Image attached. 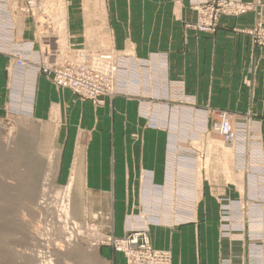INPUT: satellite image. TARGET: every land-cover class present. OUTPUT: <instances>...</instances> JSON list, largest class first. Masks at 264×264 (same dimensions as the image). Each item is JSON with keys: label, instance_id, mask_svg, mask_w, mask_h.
<instances>
[{"label": "rangeland", "instance_id": "1", "mask_svg": "<svg viewBox=\"0 0 264 264\" xmlns=\"http://www.w3.org/2000/svg\"><path fill=\"white\" fill-rule=\"evenodd\" d=\"M0 2V55L7 59L10 114L0 120V264H173L171 252L153 246L149 236L150 226L165 220L166 211L157 197H151L152 205L127 213L119 235L110 213L92 210L94 206L87 204L86 196L73 194L80 190L73 189V181L64 178L58 128L30 120L22 104V99L31 97L22 95L18 85L27 81L29 73L42 74L57 90L68 89L79 100L94 105L118 96L145 94L147 99L138 113L145 126L166 123L171 127L168 149L173 163L178 157L179 173L189 170L196 177L199 174L200 188L194 183L191 186V180L181 179L183 175L176 176L180 202L185 189L200 191V205H205L202 215L206 217L209 201L214 200L218 238L236 251L219 259V264H264V152L251 115L233 117L225 109L198 106L194 97L185 93L184 81L170 78L166 51L138 57L127 47L114 48L107 36L76 37L80 39L77 46H69L65 19L58 13H65L64 0ZM188 8L195 17L185 21V28L212 35L222 18L237 19L253 11L254 4L244 0H188ZM16 15L33 23L31 38L16 40ZM5 16L9 22L3 20ZM240 32L264 48V20L258 18ZM62 65L84 73H71L65 85H59L55 70ZM74 80L80 81L81 87L74 88ZM161 110L166 113L161 115L165 122L161 121ZM149 172L140 175L137 189L141 187L143 194L158 193L160 185ZM171 176L174 183L175 174ZM142 199L144 202V196ZM145 199L148 202L147 196ZM175 209L167 211L169 221L184 210ZM164 254L166 259L162 257L160 262L154 257Z\"/></svg>", "mask_w": 264, "mask_h": 264}, {"label": "crops", "instance_id": "2", "mask_svg": "<svg viewBox=\"0 0 264 264\" xmlns=\"http://www.w3.org/2000/svg\"><path fill=\"white\" fill-rule=\"evenodd\" d=\"M244 1L253 3L254 10L237 19L222 18L216 32L207 35L185 28V21L195 17L188 0H64L67 43L77 46L80 39L76 37L107 36L114 48L127 47L138 57L166 51L170 78L182 79L185 93L193 96L198 106L225 109L233 117L251 115L256 120L264 152V48L240 32L258 18L264 20V0ZM16 20V40L31 38L34 25L30 19L18 16ZM6 67L7 59L0 55V120L10 115ZM28 76L18 85L22 95L31 97L22 99L26 106L22 111L44 127L58 128L64 178L80 190L73 194L86 196L92 210L110 213L119 235L125 215L152 205L154 195L166 214L163 224L150 226V240L153 246L171 252L173 264H219L222 257L236 254L218 238L214 200L209 201L206 217L202 215L205 205H200V191L185 189L180 202L176 176L191 180V186H197L198 179L189 170L179 173L178 157L173 163V155L169 156L171 127L166 123L146 127L145 119L139 117L145 94L118 96L94 105L79 100L68 89L57 90L42 74ZM160 103L166 109V103ZM164 114L161 110L160 118ZM147 171L160 185L158 193L143 194L141 187L137 189L140 175ZM177 206L184 210L177 217L174 214L175 224L169 221L167 211L174 212Z\"/></svg>", "mask_w": 264, "mask_h": 264}, {"label": "built area", "instance_id": "3", "mask_svg": "<svg viewBox=\"0 0 264 264\" xmlns=\"http://www.w3.org/2000/svg\"><path fill=\"white\" fill-rule=\"evenodd\" d=\"M3 18V20L6 22L7 20H8V18L5 16V17H2ZM7 22H9V21H7ZM20 49H14V50H12V51H14V52H18ZM18 64L19 65H21L22 64V61H18ZM74 72H77L78 74H83L84 72L83 71H80V70H78L77 68H72V67H70V65H62V66H59V67H57V69L55 70V74H56V76H55V79H56V82L59 84V85H65V79H66V77H68V75L69 74H71V73H74ZM73 87L74 88H79V87H81L80 86V81H78V80H74V82H73ZM154 257H158V258H160L159 259V262H160V260L161 259H166V255L164 254V255H158V256H155L154 255ZM163 257V258H162ZM164 264H168L167 262H165Z\"/></svg>", "mask_w": 264, "mask_h": 264}, {"label": "bare ground", "instance_id": "4", "mask_svg": "<svg viewBox=\"0 0 264 264\" xmlns=\"http://www.w3.org/2000/svg\"><path fill=\"white\" fill-rule=\"evenodd\" d=\"M64 7H65V6H64ZM56 10H57V9H56ZM56 10H55V11H56ZM46 13H47V12H46ZM46 13H45V14H46ZM53 13H54V12H53ZM58 13H59L60 15L56 13L57 15H56L55 18H58V15L64 17V14H65V13H64L63 11L60 12V10H59ZM49 16H51V15H49ZM51 17L53 18V15H52ZM49 18H50V17H49ZM63 24H65V23H63ZM4 28L7 29V30L9 29L7 26H4ZM61 32H62V31H61ZM64 33H65V31H64ZM64 33H63V34H64ZM51 35H52V34H51ZM53 35H55V34H53ZM59 35H60V34H59ZM44 36H45V35H44ZM65 36H66V35H65ZM65 36H64L63 38H65ZM42 37H43V36H42ZM58 37H59V36H58ZM60 37H62V36H60ZM44 38H45V37H44ZM49 39H50V38H49ZM65 40H66V39H65ZM42 41H43V39H42ZM46 41H47V40H46ZM61 41H62V40H61ZM65 43H66V42H65ZM59 45H60V44H59ZM62 45H63V44H62ZM19 66L22 67V64L19 65ZM217 144H218V142H217ZM227 151H228V150H227ZM227 151L225 152L226 154H227ZM226 154H225V155H226ZM225 155H224V156H225ZM224 156H223V157H224ZM227 156H228V155H227ZM227 156H225V157H227ZM198 161H199V160H198ZM196 168H197V167H196ZM177 170H178V169H177ZM222 170H223V169H222ZM241 171H242V170H241ZM243 172H244V171H243ZM232 174H233V173H232ZM198 175H199V174H198ZM198 175H197V179H200V178H198ZM238 179H239V178H238ZM230 180H231V179H230ZM235 184H236V183H235ZM199 185H200V184H199V182H198V186H199ZM199 188H200V186H199ZM241 192H242V191H241ZM241 195H242V194H241ZM193 208H194V207H193Z\"/></svg>", "mask_w": 264, "mask_h": 264}]
</instances>
